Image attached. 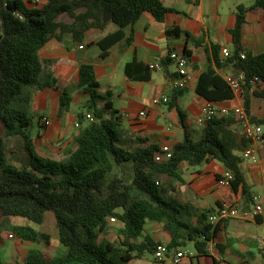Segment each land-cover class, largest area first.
<instances>
[{
	"label": "trees",
	"instance_id": "trees-1",
	"mask_svg": "<svg viewBox=\"0 0 264 264\" xmlns=\"http://www.w3.org/2000/svg\"><path fill=\"white\" fill-rule=\"evenodd\" d=\"M255 10H261L264 16V0L236 8L227 56L219 47H212L214 67L202 72L195 86L196 94L207 102L233 100L234 95L220 74L224 70L243 77L246 111V94L254 77L258 82L252 95L264 99V52L254 55L241 44L245 15ZM172 12L160 0H43L34 8L14 0H0V219L8 223L10 218H21L40 226L50 213L61 247V254L54 255L29 249L24 264H130L146 253L154 257L160 243L143 237L146 222L160 224L169 234L170 252L191 243L198 255L206 254L216 230L208 221L211 211L201 212L163 196L160 178L181 182L182 165L196 167L218 161L232 173L229 187L233 193L243 205L251 202V193L239 169L240 154L249 141L241 133L238 119L215 118L204 125L197 140L184 133L182 142L170 150L171 158L157 162L155 154L160 150L147 138L137 137L133 146H128L111 94L98 93L99 84L89 64L79 65L73 89L88 95L87 108L93 122L85 119L87 123L83 124V116H78L75 149L61 160L44 158L35 150L29 99L33 92L57 88L56 79L46 73V62L38 56L40 49L51 40L65 46L81 44L88 32L104 31L112 24L117 30L96 43L99 57L104 59L109 49L124 39L123 30L131 29L144 13L161 22ZM63 16L70 22L60 21ZM132 31L126 38L128 45L133 42ZM166 36L177 35L167 30ZM124 73L131 81H147L151 70L133 60L125 65ZM181 91L172 92L169 106L176 109L183 126L185 115L176 102ZM71 102V90H61L62 115L68 112ZM251 119L264 125V121ZM15 137L23 140L27 154L21 166L7 157L5 139ZM125 163H130L131 173L122 169ZM111 224L118 226L116 241L107 237ZM10 230L21 241L50 246V236L30 225L12 226Z\"/></svg>",
	"mask_w": 264,
	"mask_h": 264
},
{
	"label": "crops",
	"instance_id": "crops-1",
	"mask_svg": "<svg viewBox=\"0 0 264 264\" xmlns=\"http://www.w3.org/2000/svg\"><path fill=\"white\" fill-rule=\"evenodd\" d=\"M14 1L26 8H34L43 3V0ZM160 1L174 12L166 14L161 22L144 13L131 28L132 44L126 43V38L131 33V29L126 28L123 30L124 39L112 46L104 59L99 57L100 50L96 43L117 30L112 24L104 31L88 32L81 44L65 46L51 40L40 49L38 56L46 62V73L52 74L57 82V88L33 92L28 102L29 111L37 114L35 137L42 140L41 146L49 147L47 155L41 154L36 148L37 140L34 141L35 150L40 156L63 159L65 154L75 149L74 138L79 130V126L75 127L78 125V116L82 115L83 124L87 123L85 116L90 113H84L81 109L88 107L89 97L82 91L73 89L78 80L80 64L93 67L100 95L107 92L111 94L110 99L120 118L124 140L128 142V146H133L134 139L140 137L147 138L159 150L163 147L171 150L182 142L184 133L193 140L200 138L204 127L200 111L206 100L195 92L198 76L208 67H214L213 46L219 47L220 51L230 49L232 36L229 31L235 26V10L238 6H250L254 0ZM60 21L70 22L69 19ZM167 30L177 36L168 38ZM241 44L254 55L264 52V16L261 10L246 13ZM171 53L185 55L186 70L193 76L188 88L177 96V105L185 115L183 126L179 123L176 109L169 106L174 92L169 88V79L176 72L175 63L168 58ZM133 60L146 66L160 64L162 70H151L147 81H131L125 76L124 69ZM227 71L229 70L221 72V76ZM64 89L71 90L72 102L68 112L62 115L59 111V98ZM160 95H166L168 103L151 107V99ZM246 95L249 99V116L264 121V99L254 97L251 91ZM240 102L238 97H234L233 100L216 103V106L230 108ZM97 106H101V103H97ZM144 109L146 116L141 118L138 113ZM42 117L48 118L49 126L40 124L39 119ZM32 128L34 132V127ZM31 134L33 136L32 131ZM258 155L259 161L256 164L241 159L239 169L251 198L255 195L264 202V142L258 145ZM224 171L223 165L215 160L196 167L182 165L181 182L167 177L160 178L163 196L168 201L190 205L201 212L211 211L210 215L224 202L237 205L240 213H249L252 201L243 205L240 197L230 187L219 185L218 181ZM23 221L10 218L6 226L9 229L12 226L30 225L37 230L34 225ZM213 225L216 230L211 235L206 254L198 255L194 252L192 257L183 260L181 264H264V216L234 218ZM142 235L165 245L170 241L169 234L158 223L146 222ZM107 237L113 241L109 232ZM7 238L11 240L10 243L0 238V250H5V258L8 260L6 264H24L26 253L32 248L28 245L29 242L21 241L11 234ZM141 240L140 238L139 241ZM59 250L60 248L57 251ZM151 257L152 264H157L154 257ZM143 258L144 256L132 263H141L145 261ZM163 262L171 264L169 259Z\"/></svg>",
	"mask_w": 264,
	"mask_h": 264
},
{
	"label": "built area",
	"instance_id": "built-area-1",
	"mask_svg": "<svg viewBox=\"0 0 264 264\" xmlns=\"http://www.w3.org/2000/svg\"><path fill=\"white\" fill-rule=\"evenodd\" d=\"M82 48V46H80ZM223 56L228 55L227 49L222 51ZM169 60L175 63L176 72L173 77L169 79V88L173 91H181L188 88L193 80L192 74L186 70V58L184 55L177 53L169 54ZM148 68L154 71H161L162 66L160 64H149ZM230 90L232 91L234 97H238L241 101L239 105L233 107H220L211 102H205L200 111V120L202 124L211 122L215 118L219 117H233L239 120L240 130L244 137L249 141L248 146L241 152V159L250 162L251 164H256L259 161L258 155V145L264 142V126L252 122L251 117L247 113L243 103H244V88L242 86L243 77L233 76L230 71L222 75ZM258 79L254 77L250 84L252 88L249 91H253L256 88ZM168 97L166 95H160L151 99L150 106L157 107L159 105L167 104ZM141 118L146 116V110H142L138 113ZM85 119L88 122H93V117L91 114H87ZM42 126H49L50 122L48 118L42 117L39 119ZM75 127H78L76 124ZM171 158V151L168 147H163L160 152L155 154V161L162 162ZM232 173L225 169L222 178L218 181L220 186L229 187L232 181ZM252 208L249 213H240L237 205L230 203H221L217 210L209 216V223L216 224L220 221H225L234 218H247V217H261L264 216V202L260 200L258 196H252ZM111 222L114 220L111 219ZM191 254L185 249L178 250L176 252H170L167 249V245L158 244L154 251V259L163 262L167 259L170 260L171 264H181L183 260L189 258Z\"/></svg>",
	"mask_w": 264,
	"mask_h": 264
},
{
	"label": "rangeland",
	"instance_id": "rangeland-1",
	"mask_svg": "<svg viewBox=\"0 0 264 264\" xmlns=\"http://www.w3.org/2000/svg\"><path fill=\"white\" fill-rule=\"evenodd\" d=\"M59 20H67V18L65 16H63V17H60ZM111 26H115V25H111ZM23 96H24V98H26L25 94ZM81 111L85 113V112L88 111V108L87 107H82ZM29 113L33 117L32 127H34V132H33V128H32L31 129V131L33 133V136L31 134L32 140H33V142L37 140L38 143H37L36 148H37L38 152L41 153V154L47 155V151L46 150L49 147L41 146V144H43L42 140H38L35 137V135H36V121L35 120H36L37 114L31 113L30 111H29ZM1 135H2V126H1V123H0V136ZM77 135H78V131L76 132V136ZM5 142H6V149H7V157L9 158V160L11 162H13L17 166L23 165V163L26 162V157H27L26 150L24 148L23 140L21 138H19V137H15V138H10V139H5ZM122 169L127 174L131 173V165H130V163H125L122 166ZM17 220H22L23 221V219H21V218H17ZM23 222H25V221H23ZM35 227L37 228L38 232H42V233H45V234L50 236V246L46 247L43 243H40L39 245H34L32 243H28V245H30L32 247L30 249L37 248V249L44 250V252H46L48 254H50V253H52V254H54V253L61 254V247H60V245L58 243L57 231H56V228H55L54 218H53L52 214L48 213L46 215V219H45L44 223L42 225H40V226H35ZM117 229H118L117 225H115V224H113V225L111 224L110 225L109 233L111 234V239L113 241L117 240ZM8 234L13 235L12 230H10V228L8 229V227L6 226L5 221L0 219V238L5 240L6 243H10L11 242V240L7 238ZM59 248H60V250L57 251ZM185 250L191 254V257L193 256V254L195 252L193 244H191V243H189L186 246ZM4 255H5V250L1 249L0 250V261L2 263L6 264V263H8V260H6V258H5L6 255L5 256ZM143 259L145 261H142L141 263H135V264H152V257H151L150 254L146 253V255L144 256ZM130 264H133V263L131 262ZM183 264H189V263H183Z\"/></svg>",
	"mask_w": 264,
	"mask_h": 264
}]
</instances>
